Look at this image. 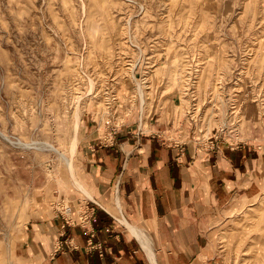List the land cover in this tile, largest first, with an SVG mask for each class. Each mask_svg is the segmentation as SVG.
<instances>
[{
    "label": "rangeland",
    "instance_id": "374dc122",
    "mask_svg": "<svg viewBox=\"0 0 264 264\" xmlns=\"http://www.w3.org/2000/svg\"><path fill=\"white\" fill-rule=\"evenodd\" d=\"M160 97L167 144L263 152L264 0H0V264H25L38 211L92 199L77 118L103 135ZM250 202L211 232L221 264H264V191Z\"/></svg>",
    "mask_w": 264,
    "mask_h": 264
},
{
    "label": "crops",
    "instance_id": "0c3cea01",
    "mask_svg": "<svg viewBox=\"0 0 264 264\" xmlns=\"http://www.w3.org/2000/svg\"><path fill=\"white\" fill-rule=\"evenodd\" d=\"M165 104L162 97L151 99L128 114L116 128L114 146L100 143L95 118L83 120L77 168L92 199L73 204L91 202L96 208L93 234L80 227L64 230L51 209L40 210L16 248L20 261L221 264L211 232L232 208L264 191V151L233 148L218 139L167 144L158 137L167 119ZM89 243L102 250L88 251Z\"/></svg>",
    "mask_w": 264,
    "mask_h": 264
},
{
    "label": "built area",
    "instance_id": "2783aa9c",
    "mask_svg": "<svg viewBox=\"0 0 264 264\" xmlns=\"http://www.w3.org/2000/svg\"><path fill=\"white\" fill-rule=\"evenodd\" d=\"M115 135L116 128L109 124L106 128L105 134L99 139L100 143L103 145L114 146ZM158 137L161 139V136ZM51 207L54 215L62 219L64 222V230L68 227H80L93 234L92 229L93 223L96 219L97 210L91 206V202H80L78 206H75L73 202L60 197L51 203ZM86 249L88 251H93L95 249L102 250V247L100 245L89 243Z\"/></svg>",
    "mask_w": 264,
    "mask_h": 264
},
{
    "label": "bare ground",
    "instance_id": "6f19581e",
    "mask_svg": "<svg viewBox=\"0 0 264 264\" xmlns=\"http://www.w3.org/2000/svg\"><path fill=\"white\" fill-rule=\"evenodd\" d=\"M81 116V115H80ZM78 117V116H77ZM76 120V119H75ZM81 122V117H78L77 118V121L74 123V130H72L71 132V136H70V142L72 144V149L73 151L77 148V144H78V141H77V132H78V127H79V124ZM71 129V127H70ZM72 159H69V162L71 163ZM68 165H70V167L72 166L71 164L68 163ZM72 169V168H71ZM73 170V169H72ZM119 207V206H118ZM132 229V228H131ZM134 232V231H133ZM151 251V250H150Z\"/></svg>",
    "mask_w": 264,
    "mask_h": 264
}]
</instances>
